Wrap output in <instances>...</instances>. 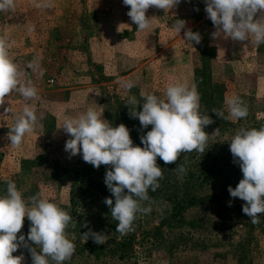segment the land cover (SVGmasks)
Wrapping results in <instances>:
<instances>
[{
    "label": "rangeland",
    "instance_id": "374dc122",
    "mask_svg": "<svg viewBox=\"0 0 264 264\" xmlns=\"http://www.w3.org/2000/svg\"><path fill=\"white\" fill-rule=\"evenodd\" d=\"M15 3L13 11L0 12V38L8 41L21 79L35 85L38 95L25 100L12 93L0 104V195L13 181L26 201L42 194L71 215L66 235L76 252L64 264H264V229L243 213L246 202L231 197L228 190L243 179L235 162L226 160L236 168L227 172L229 184L224 187L226 178H218V172L217 188H201L200 201L183 211L181 223L170 219L173 210L165 212L167 205L159 197L142 202L152 211L139 214L134 230L122 235L111 207L104 203L109 197L93 187L105 182L111 165L97 169L82 154L71 156L65 151L71 137L58 128L65 118L94 108L113 126L125 124L134 145L143 147L141 136L152 125L145 129L131 117L127 99L135 96L142 103V91L163 97L168 85L187 83L199 92L201 113L214 121L204 129L210 135L207 147L219 146L222 156L230 158V147H223L230 146L238 131L264 127V44L213 39L217 29L207 16L205 0H181L166 12L149 8L146 15L154 17L153 25L143 32L127 15L130 6L123 0ZM262 16L264 12H258L254 20ZM177 19L186 22L180 34L174 27ZM188 29L201 34L199 44L185 41ZM127 81L136 85L130 91L123 87ZM226 96L239 97L248 116L233 121L212 112L228 115ZM25 104L42 119L19 147H13L8 135ZM132 107L142 110V104ZM201 160L213 163L209 156ZM163 163L158 157L157 164ZM83 187L87 190L81 197ZM73 197L82 200L74 206ZM91 232L104 234L107 243H95L88 236ZM22 248L13 255L23 257L21 264H32L29 247Z\"/></svg>",
    "mask_w": 264,
    "mask_h": 264
},
{
    "label": "clouds",
    "instance_id": "9594fccd",
    "mask_svg": "<svg viewBox=\"0 0 264 264\" xmlns=\"http://www.w3.org/2000/svg\"><path fill=\"white\" fill-rule=\"evenodd\" d=\"M181 0H123L130 6L127 15L138 26V31H150L153 18L146 13L155 7L170 11ZM208 18L217 31L213 39L223 37L233 41H249L264 44V16L254 20L258 12H264V0H205ZM41 6H48L43 4ZM15 0H0V12L8 13L15 9ZM186 22L177 19L174 27L178 34ZM121 26V25H120ZM120 30V27L119 29ZM184 39L190 44H199L202 36L188 29ZM9 43L0 38V104L5 97L19 93L25 100L37 97L38 89L31 82L21 79L18 66L8 52ZM127 81L123 87L130 91L135 87ZM142 103L135 96L127 99L131 117L138 118L143 128L152 125L146 135L141 136L143 147L134 145L130 129L125 124L113 126L103 113L94 108L75 118H65L62 128L71 138L66 141L65 151L71 156L82 154L86 163L99 168L111 165L106 172L105 183L115 198H106L104 203L111 207V216L117 221L116 231L127 235L139 214L150 213V207H143L148 201L149 191L155 192L163 177L162 168L157 164L159 157L165 164L175 163L182 153L193 151L205 153L209 134L205 127L214 123L213 119L200 111V95L195 85L173 83L167 86L163 97L141 92ZM228 115L213 109L219 118L239 120L248 116V109L237 96H226L224 101ZM142 104V110L132 106ZM35 108L25 104L11 128L8 140L13 147H19L26 134L38 126ZM230 151L234 161L239 163L243 179L236 187L229 186L233 198L245 201L243 213L251 217L253 224L260 223L264 216V127L242 129L230 140ZM180 173L186 170L178 169ZM127 190V192L125 191ZM231 206V203L230 205ZM30 221V229L25 235H17L24 226V219ZM71 215L56 203L37 194L26 201L13 181L7 183L6 193L0 195V264H21L22 256H14L21 245L29 247L32 264H64L76 252L75 244L67 237L66 228ZM87 226V225H85ZM94 242L106 244L102 233L91 232ZM28 242L36 245L31 247Z\"/></svg>",
    "mask_w": 264,
    "mask_h": 264
},
{
    "label": "trees",
    "instance_id": "16d2710c",
    "mask_svg": "<svg viewBox=\"0 0 264 264\" xmlns=\"http://www.w3.org/2000/svg\"><path fill=\"white\" fill-rule=\"evenodd\" d=\"M230 146L223 147L224 149L229 148ZM228 150V149H227ZM231 151L228 150L227 153ZM214 155V157H212ZM210 157L213 159V163L210 164L205 160L202 162V158L204 157ZM230 158L226 156H222V152L220 150L219 146H216L214 149H211L210 147L206 148L205 153H199L196 151L190 152V153H182L180 158L172 164H160L159 166L162 168L163 171V177L160 179L159 184L160 187L155 191L152 192L149 191V200H157L159 197H162V201L166 203L165 212H168L169 210H173V214L170 217V219H175L177 223L182 222V214L183 211L186 210L189 206L194 205L200 201L199 193L201 191V188L210 186H216L215 179L218 174V178H222L223 181L226 178L224 187L229 184L230 175L227 176V172H231L233 170L232 164L226 162L229 159L231 161H234L232 153L229 156ZM216 162V163H215ZM232 166V167H231ZM239 163L235 162V167L237 168V173L241 172V169ZM180 167H183L186 171L184 173H180L178 169ZM234 167L233 172L236 170ZM221 173V174H220ZM233 178V173L232 176ZM240 179H242V175L239 174ZM240 181V180H238ZM234 184L236 185L237 182L234 180ZM97 190H101L102 194H104V197H111L114 198L113 193L109 190L105 182H100L99 185L94 184L93 186ZM87 189L83 187L82 193L79 194V196L83 197V192H85ZM225 192L227 193V190L223 188ZM127 192V190H125ZM73 205L76 206L79 202H81L82 198H74L73 197ZM79 201V202H78ZM168 219V218H167ZM260 223L258 225L264 229V216H260ZM27 219H24V226L21 229V232L17 235H26L30 229V222L26 221ZM173 220H166V218L163 219V222H170ZM23 245L16 251L21 252ZM15 252V253H16Z\"/></svg>",
    "mask_w": 264,
    "mask_h": 264
}]
</instances>
